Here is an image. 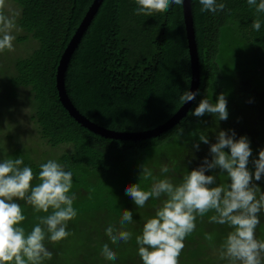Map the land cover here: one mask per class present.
Returning a JSON list of instances; mask_svg holds the SVG:
<instances>
[{
	"label": "trees",
	"instance_id": "1",
	"mask_svg": "<svg viewBox=\"0 0 264 264\" xmlns=\"http://www.w3.org/2000/svg\"><path fill=\"white\" fill-rule=\"evenodd\" d=\"M8 1L19 9L17 25L23 34L17 37V44H35H29L24 57H14L9 50L0 52V124L5 119L4 130L9 131L19 91L28 90L32 96L31 119L41 138L52 148L70 147L57 161L73 172L70 193H75L73 207L77 215L68 222V238L45 241L52 257L44 264H141L135 241L138 232L132 234L130 246L113 243L107 237V243L117 253L114 262L101 255L103 243L87 241L95 231L94 219L100 222L101 230L105 226L98 212L110 207L112 219L114 205L129 199L123 190L126 183L137 182L145 190L151 186L152 177L145 179L141 166L158 179L163 178L160 167L169 165V160L174 166L170 168L180 169L178 161H185L201 131L207 130L210 137L222 121L224 130L234 129L235 124L233 127L229 123L239 120V115L249 117L252 105L260 108L256 114L261 124L255 127V137H251L256 148H264V14H259L260 30L253 31L251 21L257 14L246 0H223L225 8L216 13L201 12L198 0H192L201 67L199 94L192 109L200 99L207 97L215 102L216 96L223 93L228 118L216 122L210 114L196 117L189 111L179 124L146 140L98 135L81 126L60 101L56 74L61 56L94 0ZM135 8L134 0H104L76 48L65 77L66 90L75 107L91 121L116 132H143L164 124L184 104L181 94L191 87L183 4L151 15L136 14ZM250 80L249 89L243 84ZM251 98L257 104H252ZM203 145L199 142V147ZM251 148L254 157L258 149ZM17 156L33 170L30 183H38L40 163L33 160L30 152L12 150L3 159ZM167 157L169 160L163 161ZM159 159V165L150 166L151 161ZM248 167H252L251 163ZM218 179L226 182L223 174ZM256 183L264 190V180ZM162 199L149 198V203L156 205ZM18 203L25 216L21 226L30 231L38 222L36 217L46 213L33 211L23 200ZM212 227L214 231H208L211 240L201 232L186 235L189 247L180 252L178 264H227L220 257V244L231 229L227 224ZM124 228L129 231L131 227ZM83 232H87V240ZM256 236L264 240V217L257 225ZM215 248L217 256L213 254Z\"/></svg>",
	"mask_w": 264,
	"mask_h": 264
},
{
	"label": "clouds",
	"instance_id": "2",
	"mask_svg": "<svg viewBox=\"0 0 264 264\" xmlns=\"http://www.w3.org/2000/svg\"><path fill=\"white\" fill-rule=\"evenodd\" d=\"M184 2L134 0L136 14L144 15L165 12ZM198 3L201 12L216 13L225 8L223 0H198ZM246 3L257 14L251 21V29L259 31V14H264V0H246ZM14 27L11 20L0 15V52L13 49ZM198 94L199 89L186 90L181 99L184 103L191 102ZM226 105V97L220 93L215 102L207 97L200 99L190 113L196 117L207 113L218 122L228 118ZM199 142L209 145V155L191 170L186 168L178 183L168 176L158 179L152 176L151 170L141 166L145 179L152 177L151 186L147 190L137 182L123 186L138 208H142L149 198L163 197L155 214L145 220L140 234L135 236L141 264H178L184 238L194 230L196 217L210 211L213 212L208 217L210 222L227 224L231 229L220 244V257L227 264H264V240L256 236L257 225L264 217V190L256 183L264 180V148L253 157L248 137L240 135L237 138L233 129L215 132L214 143H209L207 130L201 131L198 142L193 144L196 151H199ZM192 158L195 159L194 153ZM250 163L251 168L248 167ZM214 169L219 171L206 174ZM159 171L168 173L170 169L164 164ZM219 174L226 177V182L217 183ZM33 178L32 168L19 156L0 159V264H44L52 257L45 241L58 242L70 235L68 222L77 215L73 207L75 193H70L73 172L66 170L56 159H47L39 164L36 173L39 182L30 183ZM19 200L31 205L33 211L46 213L37 216L38 222L27 232L21 226L25 216ZM125 222H133V211L127 208L118 219L121 226ZM104 232L113 243L128 242L132 237L131 232L112 224H108ZM205 239L212 237L205 234ZM100 252L106 260H117L116 251L107 242L101 245Z\"/></svg>",
	"mask_w": 264,
	"mask_h": 264
},
{
	"label": "rangeland",
	"instance_id": "3",
	"mask_svg": "<svg viewBox=\"0 0 264 264\" xmlns=\"http://www.w3.org/2000/svg\"><path fill=\"white\" fill-rule=\"evenodd\" d=\"M18 14H19V9H17V7L12 2L8 0H0V15L8 18L15 25V27L12 29V32L16 38L13 41V49L9 52V54L11 53L14 57H24L29 52L32 44H35V43L28 42V43L17 44L16 42L17 37L23 34V32L19 29L17 25V15ZM250 83H251V80L250 82H246V84H243V85H245V87L248 86V88L250 89L251 87ZM252 92L253 94H258L257 90H252ZM31 98L32 96L30 95V92H28V90L22 89L21 91H19V97L17 100V104H15L13 108V118L10 119V121L8 122L10 124L9 131L7 132L6 130H4L6 128L5 119H3L2 124H0V128H2L3 130V132L0 133V159L5 158V154L12 150L22 149L24 152H30L33 160L36 163H42V162H45L47 159L57 160L63 154V152H65L67 149H70L69 146H61L59 148H52L44 141V139L41 138V136L38 133V129L36 125L31 119V115L33 114V106H32ZM249 101H253L252 104L253 103L257 104V101L254 100L253 98H251ZM251 105L246 104L247 107H250ZM259 109L260 108L258 105H254V106L252 105L249 108V111L251 113L249 117L242 118V116L239 115V118H240L239 120L229 123V125L233 127L235 124V128L233 130H235L237 135L239 136L246 135L248 137V139L250 140V146L253 148H256V146H255V140H253L252 139L253 137L251 136L253 135L255 137L256 135L255 131H257L255 127H258V124L259 125L261 124L259 123L260 122L258 120L259 117L257 116ZM237 121H239V123L243 121L241 124L242 126L241 125L239 126V124H237ZM223 125L225 126V121L221 122V125L219 129L217 127L216 132L221 129H224V127H222ZM214 142H215V132H213L209 137V143H214ZM208 147L209 145L205 144L202 147H199V151H196L192 147L190 151L187 152L186 156L188 157L185 158V161L184 162L178 161V165L180 166V169H176V170L174 168H170L172 166V162L167 157L168 159H164L163 161L169 160L168 167L170 171L168 173H160L159 171V175L161 177L168 176L169 178L172 179L174 183H178L181 180L182 176L184 175L186 168L188 170H191L192 168L198 166L201 163L203 157L209 155ZM256 149L259 150V148H256ZM193 153L195 155V159L192 158ZM210 158L211 157L209 156V159ZM249 159L251 161V157ZM161 162L162 161L160 159L157 161H151L150 166H155L157 164L159 165ZM218 171H219L218 169H214V170H211L210 172H206V174H212ZM144 181L145 180H143L141 183H143ZM223 182L220 179H218L217 181V183H223ZM110 194L114 196L112 192ZM119 194L123 195L122 192H119ZM125 196L129 198L128 200H126V202L125 201L123 202L122 200L123 197H122L121 204L116 202L117 204L114 205L113 211L115 214L112 219H110V207L108 209L103 208L101 211L98 212V213L100 212L102 213L101 218L104 220V222L106 221L105 226L101 230L99 228L100 222L98 221L97 218L94 219L95 223L93 225L91 223V225L92 227H94L95 231H93L94 233L92 232V234L91 233L89 234V236L92 238H90V240H87L88 239L86 235L87 232L85 233L83 232L86 235L85 239L88 242L95 243V245L98 243L107 242V235L105 234L104 229L108 224H112L116 226V228H120L121 230H126L124 226H128V227H131L129 229V232H131L132 234L138 232L139 234L141 232L142 225L145 222V220L153 216L155 214L156 209L161 204V201H158L156 205H150L149 200H148L146 201L145 205L142 208H138L133 204V202L131 201L128 195H125ZM125 208L133 211V222L132 223L125 222L124 226L123 225L121 226L118 223V219L120 215L122 214V210ZM94 213L97 215V212H94ZM212 214L213 212L210 211L208 213H205L203 216L196 217V220H195L196 226L193 230L196 234H199L201 232L202 236H205V234H208L209 232L214 231V228L212 227V225L213 224L216 225V223H212L208 219V217ZM203 230H205L206 232ZM69 239L72 242L77 241L74 238L72 239L69 238ZM78 240H80V238H78ZM121 244L130 246L132 244V240L130 239L128 242H125V243L122 242ZM71 245H74V244L72 243ZM188 247H189V243L187 244V241L184 239V247L181 251L187 250ZM213 250H214L213 254L217 256L219 251L217 250V248Z\"/></svg>",
	"mask_w": 264,
	"mask_h": 264
},
{
	"label": "water",
	"instance_id": "4",
	"mask_svg": "<svg viewBox=\"0 0 264 264\" xmlns=\"http://www.w3.org/2000/svg\"><path fill=\"white\" fill-rule=\"evenodd\" d=\"M104 0H94L92 5L89 7L85 17L83 18L81 24L77 28L73 37L71 38L69 44L67 45L65 51L63 52L56 74V85L60 97V101L63 104L64 108L69 112V114L83 127L89 129L90 131L101 135L105 138L113 139H122V140H146L153 137H158L162 133L170 130L183 120L189 111L192 109L194 101L184 103L177 113L172 116L164 124L153 128L151 130L143 132H116L114 130L107 129L103 126L96 124L87 117H85L73 104L71 99L68 96L66 86H65V77L68 65L71 61V58L81 42L85 32L90 26L94 16L97 14L100 6ZM183 16L185 29L187 34V41L190 52L191 59V69H192V78H191V87L190 90L195 91L199 89L201 82V67H200V57L198 53V46L196 41V32L194 27V18L192 12V0H185L183 3Z\"/></svg>",
	"mask_w": 264,
	"mask_h": 264
}]
</instances>
